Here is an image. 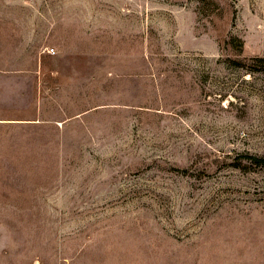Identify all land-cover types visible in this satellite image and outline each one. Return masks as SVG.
<instances>
[{
  "label": "rangeland",
  "instance_id": "obj_1",
  "mask_svg": "<svg viewBox=\"0 0 264 264\" xmlns=\"http://www.w3.org/2000/svg\"><path fill=\"white\" fill-rule=\"evenodd\" d=\"M257 59L264 0H0V264H264Z\"/></svg>",
  "mask_w": 264,
  "mask_h": 264
},
{
  "label": "trees",
  "instance_id": "obj_2",
  "mask_svg": "<svg viewBox=\"0 0 264 264\" xmlns=\"http://www.w3.org/2000/svg\"><path fill=\"white\" fill-rule=\"evenodd\" d=\"M241 65V64H240ZM255 65L259 68V69H263V65H264V60L262 59H257L255 60Z\"/></svg>",
  "mask_w": 264,
  "mask_h": 264
},
{
  "label": "built area",
  "instance_id": "obj_3",
  "mask_svg": "<svg viewBox=\"0 0 264 264\" xmlns=\"http://www.w3.org/2000/svg\"><path fill=\"white\" fill-rule=\"evenodd\" d=\"M49 53H53V50H50V52Z\"/></svg>",
  "mask_w": 264,
  "mask_h": 264
}]
</instances>
